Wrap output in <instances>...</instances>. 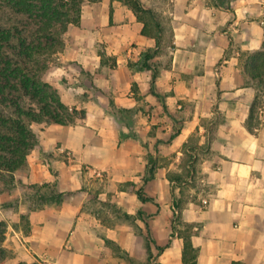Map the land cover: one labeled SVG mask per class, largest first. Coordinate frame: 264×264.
<instances>
[{
	"label": "crops",
	"instance_id": "1",
	"mask_svg": "<svg viewBox=\"0 0 264 264\" xmlns=\"http://www.w3.org/2000/svg\"><path fill=\"white\" fill-rule=\"evenodd\" d=\"M141 1L156 13L158 46L119 0H84L79 24H68L53 77L70 84L77 71L89 73L96 97L83 102L85 117L73 123L31 124L37 144L27 167L0 192L3 246L12 253L2 264H127L101 256L103 237L143 261L138 210L148 215L154 240L145 264H183L184 235L197 249L196 264H264V0ZM98 45L115 66L100 64ZM148 49L156 50L155 94L151 71L128 66ZM54 85L64 103L72 100ZM110 99L133 119L110 118ZM146 152L159 163L144 182ZM128 181L132 196L118 186ZM52 182L68 193L61 205L29 209L30 185ZM139 188L152 200L138 199ZM108 192L140 231L120 227L119 234L102 222L89 204Z\"/></svg>",
	"mask_w": 264,
	"mask_h": 264
},
{
	"label": "trees",
	"instance_id": "2",
	"mask_svg": "<svg viewBox=\"0 0 264 264\" xmlns=\"http://www.w3.org/2000/svg\"><path fill=\"white\" fill-rule=\"evenodd\" d=\"M84 0H0V192L11 188L14 174L25 170L27 155L37 144L36 133L32 123L70 124L77 118L85 117V110L69 108L60 98L57 90L42 79L41 73L47 67L40 62V57L48 53H57L64 47V33L68 24H79L81 3ZM96 1V0H89ZM132 9L136 18L142 22L141 32L153 36L159 45L160 24L156 13L145 6L141 0H119ZM156 50L148 49L136 63H128L131 68L151 71L150 91L157 75L155 64L150 60ZM100 64L115 66V59L107 55L102 45H98ZM252 78L262 80L260 75ZM24 100L28 102L24 104ZM123 112L113 100L109 101L108 113L117 116ZM176 133L171 135L174 137ZM145 173L142 177L146 182L154 175L156 160L147 155ZM55 182L31 184L34 189L31 194L29 209H41L46 205L60 206L67 192L56 189ZM134 186V183H131ZM141 201H151L144 195L141 188L136 190ZM125 216H132L124 213ZM136 216L144 222V237L146 262H151L153 254L150 245L154 240L149 232L148 223L142 210ZM27 215H21V221L27 223ZM3 223H0V226ZM4 231L0 229V264L11 257L12 253L2 246ZM183 264H196L197 249L193 247L190 237L183 236ZM104 248L102 257L115 256L125 260L127 264H142L133 258L116 241L103 237ZM158 252L162 247H158ZM16 264H29L18 262ZM231 264H245L234 260Z\"/></svg>",
	"mask_w": 264,
	"mask_h": 264
},
{
	"label": "rangeland",
	"instance_id": "3",
	"mask_svg": "<svg viewBox=\"0 0 264 264\" xmlns=\"http://www.w3.org/2000/svg\"><path fill=\"white\" fill-rule=\"evenodd\" d=\"M40 62L43 64H46V67H47L41 73L42 79L44 81L48 82L49 84H51L52 86L54 84L58 85L59 90H61L62 88H65V89H67V91L70 92L72 100L68 101V103H65L70 109L75 108L77 106H78V108H76L77 110L85 109L83 107V102L89 98H95L96 97L95 95L97 92L96 91L97 88L93 84L92 75H90L89 73H86L84 71H80V72L77 71V73L73 74L74 77H72V79H71L72 83L69 84L63 75L62 76L57 75V77H53L54 71H58L57 66L62 64V62L57 59V53H48L44 56H41ZM108 63L110 64L111 61H109ZM66 68L68 70L72 71L71 66L66 65ZM85 82L88 83V86H86L84 84ZM68 86H74L75 88L80 87L79 89H82V91L77 93L74 90L72 91L73 88L68 89ZM59 96H61V95H59ZM27 102H28L27 100H24L23 103L26 104ZM108 109H109V106L107 107V109H105V112L112 119H133L131 117V115L129 113H126V112L122 113V114L119 113L117 116H113V115L108 113ZM141 110L144 111V113H145L144 116L146 117V119H149L147 117H149L151 115L150 109L149 108H142ZM179 110H181V109H179ZM120 122L122 123L123 120H120ZM147 147H148V145L146 144V146H145L146 150H147ZM147 155H148V152H146L144 154V160H147V158H146ZM158 163H159V161H156V164H158ZM84 169L89 170L92 173V171H91L92 168L84 167ZM93 175H95V174H93ZM95 176L103 178V177H105V172H102L101 176H97V175H95ZM131 183H133V182L128 181V182H125L122 184L120 183L118 186H119V188H124L125 190L129 191V193H130L129 195L132 196L134 194L135 190L133 189V187H130ZM110 195H111V192H108V196L105 198H102V201L100 203L98 201H95V199H94L95 196H94V198L92 197L93 198L92 201H90L91 204H89L90 207H92V209H94V211L98 212V215L101 217L102 222H104V224H106L108 226H112V228L116 232H119V234H120V230H119L120 227H124L125 230H129V231H131V230H134L136 232L140 231V229H142V228H140L138 226V224L135 222L134 216L133 215L130 217L125 216L124 213H126V211L120 205L116 206L113 202H110ZM127 197H129V196H127ZM128 202L130 203L131 200H129ZM0 223H3L0 226V229H3L4 239H5L6 232L8 231L7 230V224H6L5 220H3L1 218V216H0ZM20 224H21L22 229L25 230L26 224L24 223V221L23 222L21 221ZM4 239H3V241H4ZM3 241H2V246H3ZM4 248H6V247H4ZM6 249L9 250L8 248H6ZM145 263H146V260H143L142 264H145ZM48 264H52V263H48Z\"/></svg>",
	"mask_w": 264,
	"mask_h": 264
},
{
	"label": "built area",
	"instance_id": "4",
	"mask_svg": "<svg viewBox=\"0 0 264 264\" xmlns=\"http://www.w3.org/2000/svg\"><path fill=\"white\" fill-rule=\"evenodd\" d=\"M92 173L97 175V176H101L102 172L101 171H98V170H95V169H91ZM203 202H206L205 200ZM105 264H122V263H112V262H106Z\"/></svg>",
	"mask_w": 264,
	"mask_h": 264
}]
</instances>
